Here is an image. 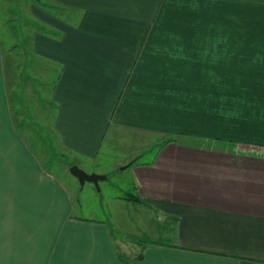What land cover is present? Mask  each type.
I'll use <instances>...</instances> for the list:
<instances>
[{"label": "crops", "instance_id": "0c3cea01", "mask_svg": "<svg viewBox=\"0 0 264 264\" xmlns=\"http://www.w3.org/2000/svg\"><path fill=\"white\" fill-rule=\"evenodd\" d=\"M38 1L64 154L142 138L127 167L146 204L115 197L135 222L124 240L76 215L15 120L0 0V264H264V0ZM160 134L174 140L156 147Z\"/></svg>", "mask_w": 264, "mask_h": 264}, {"label": "rangeland", "instance_id": "374dc122", "mask_svg": "<svg viewBox=\"0 0 264 264\" xmlns=\"http://www.w3.org/2000/svg\"><path fill=\"white\" fill-rule=\"evenodd\" d=\"M34 2L49 12L48 1L39 4L38 0H10L9 33L3 35L5 38L1 40L9 63L6 72L9 75L7 77L15 120L22 126L27 143L39 159L69 187L75 201L76 215L103 220L112 228L117 239H128L129 229L135 222L130 216L117 214L118 201L115 197L129 192L137 193L133 187L130 167H122L131 162L128 160L130 157L135 158L141 152L142 138L135 137L131 132L120 135L111 132L96 157L82 153H77L76 157L64 154L60 145L61 138L50 126L55 109L49 101L54 79L52 81L50 76L46 79L48 74L38 73L50 68V65L35 55V32L39 27L42 30L49 29L50 16L46 14V19L42 17L43 24L35 25L33 21L39 14L32 9ZM3 27L6 29L5 25ZM151 138L155 140L153 145L157 147L161 144L159 141L166 136L160 134ZM154 150L155 147L150 152H143L140 160H153ZM72 163L86 172L105 174L107 178L100 180L99 186L90 181L81 185L79 179L70 173Z\"/></svg>", "mask_w": 264, "mask_h": 264}, {"label": "water", "instance_id": "95a60500", "mask_svg": "<svg viewBox=\"0 0 264 264\" xmlns=\"http://www.w3.org/2000/svg\"><path fill=\"white\" fill-rule=\"evenodd\" d=\"M127 166L128 165L123 166L122 169H125ZM70 172L79 179L81 185H84L87 181H90V182L95 183L97 186H99L100 180L107 178L105 174H99L95 172H92V173L86 172L84 169H82L77 164H73L70 167Z\"/></svg>", "mask_w": 264, "mask_h": 264}, {"label": "trees", "instance_id": "16d2710c", "mask_svg": "<svg viewBox=\"0 0 264 264\" xmlns=\"http://www.w3.org/2000/svg\"><path fill=\"white\" fill-rule=\"evenodd\" d=\"M173 140H174V138H172V137H166L164 143L166 144V143L173 141ZM73 164L74 163H72L71 165H73ZM123 197L126 199H129V200H133V201H136L139 203L146 204V201L144 200V198L141 197V195L138 193L129 192V193L125 194Z\"/></svg>", "mask_w": 264, "mask_h": 264}]
</instances>
